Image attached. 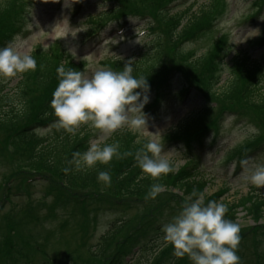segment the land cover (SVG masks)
Instances as JSON below:
<instances>
[{"label":"rangeland","instance_id":"1","mask_svg":"<svg viewBox=\"0 0 264 264\" xmlns=\"http://www.w3.org/2000/svg\"><path fill=\"white\" fill-rule=\"evenodd\" d=\"M60 1L34 0V3L27 4L28 8L25 10L21 25L23 27L15 36L23 41V47L19 49L22 54L31 55L36 47H41L50 52L53 46L61 45L71 56H74L76 62H83L85 67L87 66V68H81V71L90 76L92 72L100 68L113 70L108 65L109 59L131 58L141 51L146 42H151L154 33L160 31L164 33V29L158 20L154 21L152 18L150 20L148 16L143 14L160 9L164 0L157 7H155L157 0H123L127 4L136 3L139 8L144 9L140 14L147 18H138L134 15L122 16L120 20L109 21L107 24L108 27L114 26L115 29L124 26L122 31L117 29L108 32L104 29L92 38H87L90 16L110 8L115 0H88L80 11H75L78 5L77 3L74 4L75 0H64L62 3ZM257 1L261 0H173L168 4L170 13L177 14L191 5V11L187 15H192L195 12L199 13L201 8L211 5L212 2L218 3L217 12L209 20L212 29L202 34L208 30L209 25L196 28L194 32H191L194 34L192 41L182 45H186L184 48L192 49L195 57L202 55V58L205 59L201 63L203 70L208 65V61L210 68L217 65L215 62L221 52L222 45L228 43L222 62L217 66L216 76L220 78L219 85L222 84V87L229 83L230 79H235L236 82L234 84L235 91L229 96L224 95L220 97L222 99L211 98L212 100L206 96L211 101V111L209 110L208 114L200 119L199 124L195 125V127H199L207 124L206 127H208L210 122L218 121L221 108L228 110V113L225 112L226 110L223 111L226 117L222 120L223 124L218 130L219 132L213 130L205 135L206 140H210L211 136L218 137L220 139L219 148L214 152H206L205 149L194 152L196 162L200 165L199 176L208 181L201 194L204 196L203 200L215 194H221L219 200L232 201L233 198L245 196L254 190L264 194V186L257 188L246 180L251 169L258 164H264V125L263 119H260L264 111L247 108L243 105L240 107L242 104L240 93L244 83L249 80L252 74L250 73L251 75L248 76V73H245L243 76L241 71L234 68L238 62L244 63V66L257 63V67H260L256 75L261 83L258 87L260 90L255 93L264 95V10L257 15ZM154 13L156 14V12ZM128 14L130 13H126V15ZM158 14H156V19H158ZM183 21L187 22V17ZM153 27L156 31L150 30ZM142 30L145 32L140 33ZM223 40L225 41L220 43V50L216 51L218 43ZM252 67L253 71L257 69L253 65ZM91 69L92 71L89 73L88 71ZM248 69H251L250 66ZM205 73L208 74V72ZM181 77L183 76L181 75ZM181 77L179 82L177 78L174 79L172 84L160 90L159 94L157 89L147 93L148 101L142 109L146 117V127L133 129L139 133L138 140L142 143L149 140L158 142L161 145L160 156L169 162L173 161L177 168H181L186 162L185 154L188 147L184 142L178 141H173L168 146V134L177 125L189 118L191 114L203 111L205 103L208 102L207 99L202 98L200 90H193V93L184 97V104L179 106L184 92L179 85L183 81ZM18 80V76L0 78V88L6 85L7 89H13ZM206 83H203L202 91H206V85H209V81ZM208 87L210 90L211 87ZM214 87L219 91L222 89L218 85ZM219 91L217 90V93ZM212 93L215 92L212 91ZM156 99H159L158 106L148 104L153 103ZM235 111H239L241 114ZM256 112H259L260 115ZM216 114L219 115L216 116ZM130 115L134 114L130 113ZM249 125L257 128L258 134H249L247 131ZM124 127L128 126L125 125ZM52 128L53 126H37L35 134L39 137L48 136L51 134ZM128 128L132 130V128ZM78 130H83L84 135L88 136L89 144L100 143L102 145L111 135V133H103L89 124L80 125L76 131ZM7 133V130H0V226H4L2 223L10 219L17 235L13 236L7 243L11 250L9 248L7 252L3 253V258L7 260H3V262L12 264H105L110 258L108 257L109 253L100 257L93 255L94 252H101L106 242L111 244L114 242L109 252L114 251L116 243H122L130 234H135V227L138 228V226L133 221L140 220L148 213L150 207H146V203H140L141 201L139 202L135 197L129 198L127 205L124 203L114 204L112 199H108L107 204H104L101 202L106 195L104 191L102 189L93 190L89 187L82 189V192L81 190L72 191L68 189L67 197H72L74 194H78L79 197L93 194L91 196L97 198L96 201L90 200L84 205L78 206L73 205L72 198L68 199L65 195L64 200H67L65 206H56L53 198L57 193L54 192V187L51 188V181L48 179L54 174L46 175L48 177L43 178L39 176L43 175L42 173L34 174L32 171H26L20 176L10 177L16 174L22 165L17 162L11 163L3 155L6 153L3 142H5ZM10 148L12 149L11 146ZM230 151H234L236 154L240 152V155L245 157L244 163L238 162L237 158L232 159V161L228 160L227 153ZM25 155L24 157H26ZM121 159L123 161L125 158L121 157ZM22 161L28 163L26 160ZM235 166L241 171L237 175L234 172ZM9 177L11 178L10 182ZM18 177L21 179L26 177L23 186L28 185L23 188L22 185H17L16 179ZM30 180L32 181L29 182ZM9 185L11 188H8ZM100 186H106L109 189V184L105 185L104 182ZM55 187L61 188L59 185ZM7 191H9L8 194ZM64 207L68 209H63ZM45 213L48 217L43 218L42 215ZM236 215V223L240 225V232L248 230L250 225L254 223L253 218L241 208ZM171 216L174 214L167 210L163 219L167 220ZM126 218L132 219L129 225L135 227L128 226L117 233L114 238H107L106 233L108 234L115 229V222ZM260 221L264 224V215ZM2 228L6 231V226ZM7 240L6 237L4 242ZM149 243L144 238L140 241L142 251L139 252L137 249L134 251L137 253L130 260V264H150L151 259L159 249H152V244ZM239 247L240 252L245 254L244 258H248V263L253 264L255 257L250 249V243L247 240H241ZM106 249L108 252L107 247ZM164 261L165 264L168 263V259Z\"/></svg>","mask_w":264,"mask_h":264},{"label":"trees","instance_id":"2","mask_svg":"<svg viewBox=\"0 0 264 264\" xmlns=\"http://www.w3.org/2000/svg\"><path fill=\"white\" fill-rule=\"evenodd\" d=\"M30 2L31 0H0V44L8 38L11 39L16 32L21 29L24 13L28 8L27 3L30 4ZM161 2L162 0H157V5L155 7L159 6ZM165 2L166 0L162 2L160 9L148 12L155 20H158L159 24H161L160 26L164 29V33L161 31L154 33L150 40L151 42H146L139 53L127 60L120 57L109 59V66L112 67L114 71H120L126 63H129L132 66V75L144 77L151 87L162 85L168 80L171 73L179 70L183 76L181 77L183 78L181 83L183 88H185L187 84H194L198 87H202L203 83L209 81L208 86H210L212 90H209V87L206 85L205 93L210 100H212L211 98L222 99L220 97L224 95L229 96L235 91V79H230L229 83L222 87V84L219 85L220 78L216 76L218 65L210 68V63L208 61V65L202 70L201 63L205 60L202 58V55L195 57L192 49L189 48L184 50L178 45L185 37L193 36L194 34H191V32H194L196 28L209 25L210 18L217 12L216 9L218 8L216 7H218V3L212 2L211 5L201 8L199 13L195 12L194 14L191 13L192 15H187V13L191 11V5L185 8L183 12L177 14L170 13L169 8L164 10L163 8L166 6ZM257 2L259 3L260 1ZM257 2L254 3L256 4ZM143 11L144 9L139 8L134 2L127 4L123 2V0H115L110 8L97 15L90 16V26L88 27L87 33H91L97 26L106 23L108 20L119 18L126 13L139 15ZM154 12H156V14L160 12L158 14V19H156V14ZM186 17L187 22H184L183 20ZM153 29V31H156L154 27ZM224 41L225 40L218 43L216 51L220 50L221 44ZM48 51L49 50H44L41 47H36L31 53L36 60V69L17 75L19 80L13 89H7L6 85L0 88V130H7L8 132L5 137V142H3L6 151L3 155L11 163L17 162L22 165V168L11 176H20L21 173L26 171H32L34 174L42 173L43 175L39 176L43 178H47L48 176L46 175L54 174L49 176L48 179L51 181V188L54 187V192L57 193L53 198L56 206H65L67 200H64V197L65 195L66 197L68 196V189L72 191L81 190L82 192V189L88 187L93 190L102 189L104 191L106 195L104 196L105 198L101 200L104 204H107L106 201L108 199H112L115 202L121 201L122 204L124 203V205H127L129 198L134 197L137 198L139 202L141 201L140 203H146L145 206L150 207L148 213L140 220L133 221L138 226V228L134 226L135 234H130L122 243H116L115 252H109L114 242L112 244L106 242L102 251L94 252L93 255L101 257L103 254L109 253L108 257L110 258L105 264H121L124 255H126L131 245L139 244L144 238L148 243L150 242L149 244H152V249H159L158 252L154 254L150 264H163L162 261H164L165 255L172 254L173 249L170 243L162 239L163 234L161 227L163 224L168 223L173 217L171 216L167 220L163 219L165 212L169 210L174 216L178 214L185 202L202 194L208 181L199 176V171L196 168L191 153L185 154L186 162L181 168H177V165L173 161L169 162L173 170L159 178H150L141 173V170L136 164L135 156L146 142L142 143V141H139V134L134 132L133 129L130 130L128 127H122L120 130L112 132L103 143L117 141L119 143V158L113 157L107 164L97 163L92 168L77 170L75 168L73 154L76 152L83 153L89 146L86 144L88 136L84 135L83 130H78L75 131L74 134H69L56 124L53 126L51 134L48 136L39 137L35 134L37 126L54 119L52 109L49 107V102L52 99V93L57 87L60 79L56 72L57 67L63 65L65 70L73 68L79 71L83 66V62H76L74 57L61 45H55L50 52ZM252 65L255 68L257 67V63H251L249 64L251 69H248V65L244 66V63L240 64L239 62L236 63L234 67L241 71L243 76L245 73H248V76L252 74L249 80H247L249 82L246 83V81V84L244 83L240 93V102L242 103L240 107L245 106L247 108H256L259 111H264V95L255 93L260 90L258 87L261 81L257 79L258 76L256 75L260 66L253 71ZM203 71L208 72V74L204 75ZM260 74L261 73H259V75ZM215 85H218L219 88L222 87L220 91L217 89L219 91L218 93L214 87ZM136 91H138V89ZM212 91L215 93H212ZM13 101H21L23 103L24 111L22 115L18 114ZM210 105L211 101L208 100V102L205 103L203 111L191 114L184 122L177 125V127L168 134L169 140H173L177 137V139H179L180 136H182V138L193 139L196 137V134H200V132L206 128L207 124L199 127H195V125L199 124L200 119L208 114V111L212 107ZM226 109L227 108H221L219 114ZM257 113L260 115L259 112H256V114ZM218 115L216 114V116ZM28 116L31 121H28ZM260 119H263L262 123L264 125V112ZM210 123L208 125L211 126ZM186 132L187 134H184ZM19 153L21 155H18ZM24 155L26 157H24ZM121 157L125 159L122 161ZM22 160H26L28 163H24ZM65 169H67V171H65ZM99 171L109 172L111 177L109 189H107L106 186H100L103 181L97 180V173ZM26 179V177L22 179L18 177V180H16L17 185L21 186ZM153 183H159L164 186L163 190L158 193L155 198L148 196L150 185ZM27 185L28 184H26L25 187ZM58 185L61 186V188L55 187ZM222 189L224 190V188ZM173 190L178 191L181 195L175 194ZM91 195L93 194L79 197L78 194H74L72 197L67 198H72L73 205L76 204L81 206L84 205L88 199L89 201L91 200L90 197H93ZM220 195L221 194H215L204 200V202L206 203L208 200H217L220 198ZM201 196L202 198L204 197L203 195ZM80 199L83 200L79 201ZM93 200L96 201L97 199ZM221 202L227 205L225 218L234 222L237 219L236 213L240 208L256 222L264 215V194L257 193L255 190L245 196L235 197L232 201L223 199ZM63 209L68 208L64 207ZM42 217L48 216L45 213ZM131 220L130 218L124 220L119 219V221L115 222V229L110 233L108 232V234L106 233V237L112 239L124 228L128 226L134 228L132 225H129L131 224ZM2 224L4 225V223ZM9 225L10 224H5V226ZM2 227L4 226H0L1 229H3ZM262 229H264V225L259 224L239 233V243H241V240H247L250 243V249L255 257V262H253V264H264V230ZM16 235L15 227L12 225L5 234H2L3 238L6 236L8 240L4 242L5 240L3 239L0 243V264H12L10 262H3V260L7 261L3 258V253L7 252L9 248L11 249L10 245L7 243ZM106 247L108 248V252ZM239 248L238 244L236 251L237 255L240 257V264H251L248 263V258H244L245 254L244 252H240ZM169 251L170 253H168ZM168 264H191V261H189L187 256L181 258L174 255L168 259Z\"/></svg>","mask_w":264,"mask_h":264},{"label":"clouds","instance_id":"3","mask_svg":"<svg viewBox=\"0 0 264 264\" xmlns=\"http://www.w3.org/2000/svg\"><path fill=\"white\" fill-rule=\"evenodd\" d=\"M22 47L23 41L19 37L0 47V78H13L36 69V60L30 54H22L19 51ZM56 72L60 79L49 107L56 124L67 133L74 134L82 124H89L106 134L125 125L132 129L146 127L142 109L148 101L149 85L144 77L132 75L131 64L126 63L120 71L100 68L90 76L73 68L65 70L63 65L57 67ZM13 103L18 114L22 115L23 103ZM247 131L255 135L259 130L249 125ZM160 153L158 142L149 140L145 143L135 156L141 173L155 179L173 170ZM119 156L117 141L103 145L90 143L83 153L73 154L77 170L92 168L97 163L107 164L113 157ZM97 180L110 184L109 172L99 171ZM246 180L257 188L264 186V164L251 169ZM163 188L162 184L153 183L148 196L155 198ZM226 212L227 205L219 199L205 203L202 196L197 195L185 202L180 212L162 225V239L172 245L176 257L187 256L191 264H240L236 251L240 225L226 219Z\"/></svg>","mask_w":264,"mask_h":264}]
</instances>
